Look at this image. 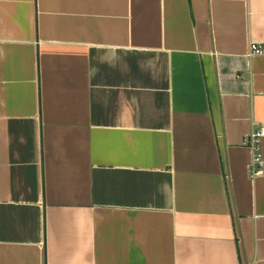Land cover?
Segmentation results:
<instances>
[{"label": "crops", "instance_id": "obj_1", "mask_svg": "<svg viewBox=\"0 0 264 264\" xmlns=\"http://www.w3.org/2000/svg\"><path fill=\"white\" fill-rule=\"evenodd\" d=\"M250 42L264 0H0V264H264Z\"/></svg>", "mask_w": 264, "mask_h": 264}, {"label": "built area", "instance_id": "obj_2", "mask_svg": "<svg viewBox=\"0 0 264 264\" xmlns=\"http://www.w3.org/2000/svg\"><path fill=\"white\" fill-rule=\"evenodd\" d=\"M250 56H264V44L250 42L248 46ZM264 138V128L255 127L243 138V144L251 152L249 177L257 178L264 173V158L261 150V141Z\"/></svg>", "mask_w": 264, "mask_h": 264}]
</instances>
